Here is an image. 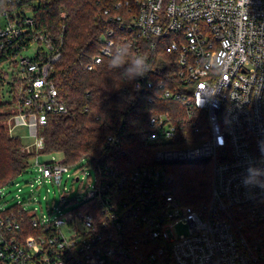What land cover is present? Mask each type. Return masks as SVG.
<instances>
[{
  "label": "built area",
  "instance_id": "2783aa9c",
  "mask_svg": "<svg viewBox=\"0 0 264 264\" xmlns=\"http://www.w3.org/2000/svg\"><path fill=\"white\" fill-rule=\"evenodd\" d=\"M25 1L0 0V49L44 45L33 57H18L16 77L32 110L13 116L44 149L39 128L50 114L68 111L50 79L63 38L38 29ZM119 6L132 15L129 30L154 39L153 49L171 39L162 44L173 54V85L158 87L164 99L183 105L192 136L180 138L170 119L152 116L155 164L120 172L91 157L96 182L77 198L81 207L58 209L53 219L23 202L0 210V264H264V190L241 183L249 162L264 161V0H120ZM100 40L90 70L121 47L112 28ZM145 87H155L146 75L135 84ZM107 139L121 144L119 136ZM22 150L33 152L30 145ZM201 159L213 163L211 198L185 204L173 192L168 164ZM36 162L40 176L57 184L72 168L64 158ZM177 224L189 232L171 238L168 229Z\"/></svg>",
  "mask_w": 264,
  "mask_h": 264
},
{
  "label": "trees",
  "instance_id": "16d2710c",
  "mask_svg": "<svg viewBox=\"0 0 264 264\" xmlns=\"http://www.w3.org/2000/svg\"><path fill=\"white\" fill-rule=\"evenodd\" d=\"M118 1H25V8L33 12L38 29L52 39L63 38L62 55L53 64L50 79L66 101L68 111L50 114L39 134L44 137V151L61 152L69 166L86 156L120 172L155 164L156 146L148 141L152 116L170 119L178 126L180 138L192 136L183 105L164 99L158 87L162 82L173 85L168 80L174 70L170 64L173 54L162 44H169L171 39L159 41L160 45L153 49L154 39L138 37L129 30L127 24L132 15L126 6L115 7ZM106 9H110L109 14L105 13ZM109 28L115 30V39L121 47L128 48L129 59L136 55L146 57L150 70L145 75L155 82V87L137 90L139 77L132 81L123 79V69L112 67L111 57H104L93 70L88 69L94 57L101 53L100 38ZM23 43L9 50L0 49V186L26 172L29 157L34 154L23 151L21 138L12 136L6 126L16 113L32 110L25 104L24 81L16 77L17 55ZM6 85L11 96L8 101L2 98V88ZM198 113L196 109L195 117ZM108 135L119 136L121 144L108 143ZM194 163L171 162L168 166L174 176L176 198L185 204L200 205L209 197L212 180L211 173Z\"/></svg>",
  "mask_w": 264,
  "mask_h": 264
},
{
  "label": "rangeland",
  "instance_id": "374dc122",
  "mask_svg": "<svg viewBox=\"0 0 264 264\" xmlns=\"http://www.w3.org/2000/svg\"><path fill=\"white\" fill-rule=\"evenodd\" d=\"M44 45L39 42H34L29 48L23 49L18 57L35 56L39 48ZM2 98L4 101L11 100L9 86L2 88ZM16 109V108H14ZM11 108V110H14ZM7 129L11 128L10 134L14 137H20L24 145H30L33 155L29 157L27 171L20 174L17 178L0 186V210L10 208L18 202H23L27 209L32 210L38 216H44L47 219H53L59 214L58 209L65 212L81 207V202L77 200L79 196L85 193L90 185L96 182V169L91 162V157L86 156L76 165L72 166L70 172L64 174L63 180L57 184L49 179H43L40 176L39 164L50 162L53 159L61 160L64 158L61 152H45L43 148H37L34 145L35 137L31 135L30 129L25 125H18L12 116L6 122ZM203 131H208L207 122L201 124ZM204 171L211 173L213 179V163L209 159H201L196 161ZM179 170V167L176 168ZM69 173V174H68ZM79 176L80 180H76ZM212 194V184L210 186L209 197L204 202H209ZM65 196L66 204L62 202V197ZM189 232V226L186 224H177L168 229V235L171 238L179 237Z\"/></svg>",
  "mask_w": 264,
  "mask_h": 264
},
{
  "label": "clouds",
  "instance_id": "9594fccd",
  "mask_svg": "<svg viewBox=\"0 0 264 264\" xmlns=\"http://www.w3.org/2000/svg\"><path fill=\"white\" fill-rule=\"evenodd\" d=\"M111 65L114 68H122L121 76L128 81L144 76L150 69L146 57L136 55L129 59L127 47H120L111 56ZM241 183L246 188H260L264 190V161L249 162L241 176Z\"/></svg>",
  "mask_w": 264,
  "mask_h": 264
}]
</instances>
